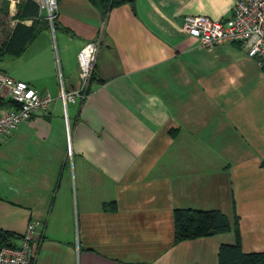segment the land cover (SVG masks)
Here are the masks:
<instances>
[{"label": "crops", "instance_id": "1", "mask_svg": "<svg viewBox=\"0 0 264 264\" xmlns=\"http://www.w3.org/2000/svg\"><path fill=\"white\" fill-rule=\"evenodd\" d=\"M19 1L0 16V42L17 21L35 31L21 53L0 55L13 57L0 73L53 99L0 138L8 241L34 219V264H218L233 231L173 242L182 207L237 215L242 250H264V60L240 42L202 46L182 26L228 18L233 0H58L53 29L43 11L16 16ZM88 41V92L64 104Z\"/></svg>", "mask_w": 264, "mask_h": 264}, {"label": "built area", "instance_id": "2", "mask_svg": "<svg viewBox=\"0 0 264 264\" xmlns=\"http://www.w3.org/2000/svg\"><path fill=\"white\" fill-rule=\"evenodd\" d=\"M13 1V0H10ZM39 13L51 29L58 12V0H34ZM184 30L196 37L202 46L224 42H240L248 56L264 60V0H233L231 14L224 20L202 14L186 15ZM97 42L88 41L78 50L79 86L70 91L63 88L60 96L64 104L82 100L86 96L97 51ZM0 96L8 97L13 104L0 107V138L9 135L31 115L46 113L52 103L48 91H39L28 82L0 73ZM39 221H28L18 244H0V264H34L39 244Z\"/></svg>", "mask_w": 264, "mask_h": 264}, {"label": "trees", "instance_id": "3", "mask_svg": "<svg viewBox=\"0 0 264 264\" xmlns=\"http://www.w3.org/2000/svg\"><path fill=\"white\" fill-rule=\"evenodd\" d=\"M89 1L93 5L104 10L123 3H132V0ZM6 9L7 1L4 2V8L1 9L0 7V15L5 13ZM38 10V4L34 0H20L16 16L20 19L36 16ZM34 31L35 25L33 23L27 25L21 21H17L7 37L0 42V55L5 53L17 55L21 53ZM88 89L89 85L86 89V94ZM12 104L13 102L10 98L0 97V107H10ZM228 231H233L234 241L232 243H221L219 245L218 264H264V250L248 252L242 250L240 246L239 219L237 215H235L231 223L227 215L219 209L182 207L173 209V242ZM10 235L11 234L6 230L0 229V244H12L8 241Z\"/></svg>", "mask_w": 264, "mask_h": 264}, {"label": "rangeland", "instance_id": "4", "mask_svg": "<svg viewBox=\"0 0 264 264\" xmlns=\"http://www.w3.org/2000/svg\"><path fill=\"white\" fill-rule=\"evenodd\" d=\"M7 1V6H8V1H10V0H0V7H1V9L2 8H4V2H6ZM0 16H6V15H0ZM0 22H2V18H0ZM3 23V22H2ZM0 28H1V26H0ZM55 33V32H54ZM53 33V34H54ZM52 42H53V45L55 46V41H53V39H52ZM13 57L11 56V55H5V57L4 58H2V59H0V65H5V64H9V63H11L12 62V59ZM1 67V66H0ZM59 72V71H58Z\"/></svg>", "mask_w": 264, "mask_h": 264}]
</instances>
